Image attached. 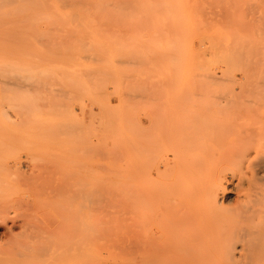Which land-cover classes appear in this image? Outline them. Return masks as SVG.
<instances>
[{
  "label": "rangeland",
  "instance_id": "1",
  "mask_svg": "<svg viewBox=\"0 0 264 264\" xmlns=\"http://www.w3.org/2000/svg\"><path fill=\"white\" fill-rule=\"evenodd\" d=\"M193 103L264 105V0H0V264H264V234L210 258L192 246L184 263L139 244L167 181L155 167L185 135L200 150L264 142L251 118L181 131ZM219 156L208 161L232 185L248 174L241 156Z\"/></svg>",
  "mask_w": 264,
  "mask_h": 264
},
{
  "label": "bare ground",
  "instance_id": "2",
  "mask_svg": "<svg viewBox=\"0 0 264 264\" xmlns=\"http://www.w3.org/2000/svg\"><path fill=\"white\" fill-rule=\"evenodd\" d=\"M214 107L215 108L205 104L198 105L194 103L189 105L188 109L191 111L187 112L189 113L187 116H183L179 119V125L177 128L181 130V128L186 126V128H190L191 130L194 129V131L196 129H203V131L205 130L213 135L214 132L219 134L218 132L221 130L218 125L217 128L211 127L215 121H224V125H228V132L229 129L232 130L230 126H235L234 124L237 120L253 119L254 122H262L264 120L263 104L221 103L215 105ZM223 110H228L229 116L227 115V117L222 118L223 114H221L220 117L219 114L225 112ZM232 123L233 125H231ZM160 126L162 127L161 124ZM224 128L226 129V127ZM216 129L219 131L216 132ZM185 134L188 133L186 132ZM205 134L207 133L205 132ZM223 134L224 133H221L220 136ZM192 135L193 133L185 135L186 138H183V142L179 144L181 149L180 147L177 150H172L170 148L172 158L171 160L167 159L165 162L161 163L162 168L160 165H156L155 167L156 175L167 179L166 183L163 182L164 184L159 186V188H157L154 192V202L156 203L154 205V216H152L153 219L151 218L150 220H147V222H152L151 220H154V223H152L155 225L157 230L153 231H156V234L152 232L154 235L152 234L151 238L149 237V240L148 237L146 239L145 232L148 231L146 229H149L147 227L149 222L147 223L144 218H147L148 216L146 214V217L143 216L142 218L141 216V219H143L141 222V226L143 228V232L141 230V233L143 234V238L141 239L140 237L141 240L139 244L145 246L154 245V253L152 252L155 254L154 258H157L161 254H175V256L177 255L176 258L179 257L181 262L184 261V258L187 260V249L189 250L192 246L199 247L200 249L196 248V251L201 252L200 250L202 249L200 254L206 258H210L213 256L211 253L215 250L214 248L218 245H255L256 239L259 240L257 242H260V245L262 240H260L258 236H263L264 234V225L262 227L260 226L261 224H259L262 220L264 221V213H262L264 211V198L262 193L259 195L261 197L257 195L260 194L261 191H257L259 187L255 189L258 185L255 186L256 184L254 178L258 176L256 175V172L261 169L264 170V155H260L264 153H262L264 142H259L249 133L241 136L244 138L242 140H238L236 137H225L226 139L224 138V140L219 138L220 141H216L215 143L216 149L200 150L197 148H200L204 144H201L196 141V139H193ZM160 136L163 137L164 135ZM164 137L162 139L166 138ZM164 141L167 144L170 139L169 141L167 140L168 142L166 140ZM174 143L173 145L170 144L168 146L173 147L175 146ZM224 144L226 145L225 147L229 145V149L227 148V150H224L222 148V150L221 147H223L222 145ZM147 146V143L142 141L143 154H145ZM198 151L202 153L201 156H198ZM218 155H223L222 157L227 159V161L228 159L241 156V161L246 162L248 174L242 176V178H240L241 180L238 179L237 184L232 185V182H228V178L225 173H220V171L213 167L211 162L208 161V159L216 161ZM222 157L219 159L224 160L221 159ZM217 161L219 160L217 159ZM256 168L258 171L255 170ZM235 175L236 173L232 171L231 177L234 178ZM239 180L241 183H239ZM244 183H246L245 187L243 186ZM253 184H255V187L252 188L251 185ZM234 193L236 196L232 197L231 195ZM144 196L146 199L143 200L142 198L144 197L141 196V200L144 201H141V205H147V203H145L147 200L146 194ZM225 203H228L231 206H227ZM261 206H263V208ZM232 207H235L238 211V214H236L234 219L225 216L223 212L226 208L232 209ZM143 208L145 209L146 207L144 206ZM144 209H142L143 212ZM261 214H263L262 219L259 218L261 217ZM256 219H259L260 222ZM153 224H150L152 228L149 225L151 229H153ZM66 252L69 256V251L66 250ZM191 252H189V255H191ZM7 253L8 252L4 254H6V256L10 254ZM196 253L194 254L195 256ZM214 253H216V251ZM195 256H192V258L198 259L196 257H201L199 254L196 257ZM172 257L174 256L172 255ZM3 258L4 257H1V262L6 259ZM10 258V260H12V257ZM47 258L49 257L47 256ZM66 258L68 257L66 256ZM66 258L62 260L63 264L66 263L64 262ZM186 263L189 264L188 262H185V264Z\"/></svg>",
  "mask_w": 264,
  "mask_h": 264
}]
</instances>
